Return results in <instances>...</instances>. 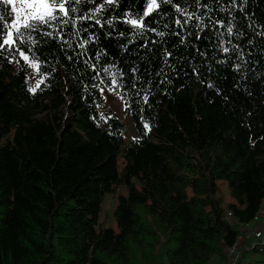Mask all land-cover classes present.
Wrapping results in <instances>:
<instances>
[{
    "label": "trees",
    "instance_id": "1",
    "mask_svg": "<svg viewBox=\"0 0 264 264\" xmlns=\"http://www.w3.org/2000/svg\"><path fill=\"white\" fill-rule=\"evenodd\" d=\"M147 2L118 0L101 24L76 19L95 0L62 31L40 29L52 37L32 33L39 43L23 48L38 69L0 54V264H225L264 204V0H157L145 20L155 31L137 34L124 14ZM174 5L201 19L180 28ZM13 14L0 4V24ZM103 87L134 137L103 109ZM108 195L116 230L99 223ZM244 252L264 264V243Z\"/></svg>",
    "mask_w": 264,
    "mask_h": 264
},
{
    "label": "snow or ice",
    "instance_id": "2",
    "mask_svg": "<svg viewBox=\"0 0 264 264\" xmlns=\"http://www.w3.org/2000/svg\"><path fill=\"white\" fill-rule=\"evenodd\" d=\"M199 4L200 0H196ZM236 0H233L235 3ZM93 4L95 5V0H0V4L4 6L11 5V13L15 14V19L11 24H0V54L4 51H8L13 57L18 53L22 59L29 64L30 67L38 69V64L36 63V58L33 56L31 59L28 54L25 53L23 46L31 43L32 45H37L39 41L32 35L34 32H38L41 36H53V31H44L41 32L42 27L49 29H55L59 27L60 30H63V26L68 25L69 23L75 24L76 19L79 20H93L96 24H101L100 19L97 18L98 14L102 13L105 8L109 5L118 4V0H101V3L98 6H94L91 10L86 11L84 14H81L76 19H70L73 13L78 11V6L81 4ZM161 4H173V0H160ZM175 10L184 17L183 21L181 19H176L175 23L183 28L193 19H201L195 13H189L186 9L174 5ZM201 7H207V5H201ZM159 9V4L157 0H148L146 10L143 12V15H136V18H132L131 14L125 13V19L123 23L130 24L137 34H142L145 31H155L154 28H147L145 20L150 16L151 13ZM6 17L0 16V21H4ZM114 19H108L105 21L106 24L112 25ZM217 23H220L217 21ZM103 26V25H101ZM200 31H204V26L198 25ZM87 31V29H84ZM6 32V36L4 35ZM227 32L232 33V27H227ZM124 33H121L123 35ZM59 35V33H56ZM74 35H79L77 31ZM157 35L163 36L164 33H157ZM180 35V33H176ZM221 35H223L221 33ZM199 39L200 37L197 36ZM62 39V37H61ZM94 38L89 37L79 44V47L84 48L85 44L92 42ZM146 46V45H145ZM222 51L227 53L229 52L228 47H223V42H221ZM30 51V50H29ZM172 53L166 50L165 56H170ZM100 53H97L96 58L100 59ZM11 62V61H10ZM236 69L239 70V64H237ZM105 71H108L105 69ZM136 69H133L135 72ZM39 87V83L36 86ZM30 91L35 92L36 88H31ZM101 91H103L101 89ZM148 99L147 96L144 98ZM147 127V125H146Z\"/></svg>",
    "mask_w": 264,
    "mask_h": 264
},
{
    "label": "rangeland",
    "instance_id": "3",
    "mask_svg": "<svg viewBox=\"0 0 264 264\" xmlns=\"http://www.w3.org/2000/svg\"><path fill=\"white\" fill-rule=\"evenodd\" d=\"M19 3V0H17V4ZM146 10V9H145ZM15 16V14H13ZM32 87V86H31ZM103 91H101L102 97H103V109H105L109 113H114V115L124 124L125 126V137L126 139L132 138L135 136V133L133 132L132 125L130 123L129 117L127 114H125L123 110L122 103L119 99L118 94L115 90H112L111 88H102ZM120 166V164H119ZM227 190L225 185H221L220 187V197L222 199V204H224L227 200ZM115 205V197L114 196H105L101 211L99 214V223L100 225L104 227H110L113 230H116V225L112 217V208ZM262 255L260 253H242L240 252V258H239V264H245L249 261L260 259ZM208 264H217V259L212 258Z\"/></svg>",
    "mask_w": 264,
    "mask_h": 264
},
{
    "label": "built area",
    "instance_id": "4",
    "mask_svg": "<svg viewBox=\"0 0 264 264\" xmlns=\"http://www.w3.org/2000/svg\"><path fill=\"white\" fill-rule=\"evenodd\" d=\"M223 218L230 222L231 212L225 209ZM264 243V204L259 207L251 220L240 224L239 232L230 245H225V264H239L241 250H248L253 246L260 249Z\"/></svg>",
    "mask_w": 264,
    "mask_h": 264
}]
</instances>
